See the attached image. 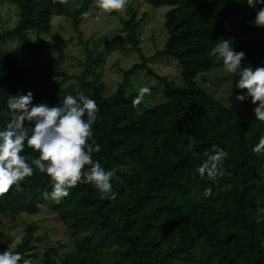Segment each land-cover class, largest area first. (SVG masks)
I'll return each instance as SVG.
<instances>
[{
    "label": "trees",
    "instance_id": "1",
    "mask_svg": "<svg viewBox=\"0 0 264 264\" xmlns=\"http://www.w3.org/2000/svg\"><path fill=\"white\" fill-rule=\"evenodd\" d=\"M6 1L16 6L18 19L0 32V128L11 119L4 109L8 94L31 91L33 103L50 105L68 94L89 96L99 107L93 136L102 146L93 158L116 170V196L102 198L92 185L78 184L56 204L42 195L51 182L37 170L22 182V190L0 194V225L14 227L23 214L48 212L66 233L69 245L58 247L70 248L60 253L46 247L38 255L33 244L38 227L31 223L21 235L23 243L11 246L6 239L0 250L19 251L33 264H264V222H255L257 206L264 207V154L252 152L264 122L254 119L253 105L234 102L238 92L246 91L235 88V75L227 76L225 102L197 82L220 61L209 50L227 33L236 50L246 54L242 66L264 62V28L254 25L255 11L235 0H141L170 7L163 23L166 41L157 55L177 61L176 81L146 64L139 48L146 16L130 14L122 22L123 35L96 41L140 58L107 94L95 70L103 52L86 48L90 56L75 76L77 87H62L71 76L57 71L53 53L58 47L44 41L55 18H65L79 32L96 0ZM11 44L15 49H9ZM143 71L147 80L142 82ZM146 85L150 94L133 106L137 89ZM212 144L229 153L225 175L215 182L195 171ZM24 154L38 155L27 146ZM209 187L213 195L205 198Z\"/></svg>",
    "mask_w": 264,
    "mask_h": 264
},
{
    "label": "clouds",
    "instance_id": "2",
    "mask_svg": "<svg viewBox=\"0 0 264 264\" xmlns=\"http://www.w3.org/2000/svg\"><path fill=\"white\" fill-rule=\"evenodd\" d=\"M235 3L253 9L254 25L264 28V0H235ZM95 6L108 14L118 13L126 9L128 0H96ZM209 55L218 57L227 73L238 77L234 84L236 89L246 90L238 92L234 102L250 103L254 106L251 109L254 119L264 122V62L242 66L246 54L236 50L233 37L222 38L209 50ZM150 91L147 86L139 87L132 100L133 106L141 104ZM4 109L10 113L11 119L0 128V194L13 188L22 190V182L38 170L51 182V190L42 195L56 204L67 198L70 190L78 184L92 185L102 198H115L112 178L116 170L106 168L100 160L93 158L102 147L93 136L99 113L94 99L77 93L68 94L51 105L44 101L33 103V93L27 91L8 94ZM26 146L38 155L26 156ZM252 152L264 154V134L252 146ZM205 156L195 171L201 178L215 182L225 175L224 161L229 153L212 144ZM212 195V188L204 189L205 198ZM256 211L255 222H264V207L258 205ZM21 243L22 237L16 236L15 244ZM0 264H33V261L9 248L0 250Z\"/></svg>",
    "mask_w": 264,
    "mask_h": 264
},
{
    "label": "rangeland",
    "instance_id": "3",
    "mask_svg": "<svg viewBox=\"0 0 264 264\" xmlns=\"http://www.w3.org/2000/svg\"><path fill=\"white\" fill-rule=\"evenodd\" d=\"M1 2L3 3L0 4V32L10 29L18 19L16 6L6 0ZM169 9V6L152 7L143 3L141 0H128V6L123 12L108 14L102 9L96 8L94 2L84 16L79 32H74L69 21L65 18L53 19L52 30L48 35H45L44 41L53 42L58 47L53 53L54 65L57 71L71 76L70 79L62 83V87L71 84L77 87L75 76L80 75L85 69L84 63L87 60V56H90V53L86 50L88 48L93 53H104L103 60L95 70L99 74V80L105 84V92L110 94L115 91L122 80V71L128 69L133 63L140 62L139 55L137 52L130 50L122 52L111 44L105 47L103 43H96V41L101 36H109L110 38V36L123 35L122 22L130 14H134L136 18H140L144 14L146 16L145 21L139 29V48L147 60L146 64L151 69L153 68L157 74L176 81L173 70L179 68L177 61L166 55H157V51L163 48L166 41L167 34L163 23L165 14ZM231 35L227 33L225 38L233 37ZM95 43L100 46L93 50V46L96 45ZM9 49H15V46L11 44ZM144 71L138 76L141 77L142 82L147 80ZM229 74L224 69L221 61H218L204 75L203 81L201 82L197 78V82L214 99L225 102L229 95V81L227 79ZM89 78L91 77L89 76ZM155 82L156 80H152L150 84ZM150 97L152 95L147 98ZM31 223L38 227L34 233L35 240L33 242L36 247L35 252L38 255L46 247L59 248L58 244H68L65 237L66 233L57 220L48 212L35 216L23 214L18 217L14 227L0 225V244L6 239H10V245L12 246L15 243V237L21 236L24 228ZM68 245L65 249L59 248V252L67 251Z\"/></svg>",
    "mask_w": 264,
    "mask_h": 264
}]
</instances>
